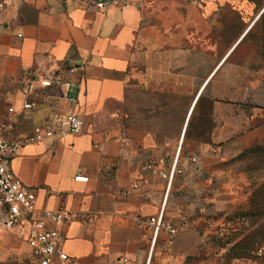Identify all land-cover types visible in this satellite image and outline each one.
Instances as JSON below:
<instances>
[{
	"label": "crops",
	"instance_id": "0c3cea01",
	"mask_svg": "<svg viewBox=\"0 0 264 264\" xmlns=\"http://www.w3.org/2000/svg\"><path fill=\"white\" fill-rule=\"evenodd\" d=\"M263 13L264 0H121L106 13L86 0H12L0 13V119L14 109L16 136L53 111L84 121L11 160L38 207L71 214L48 223L70 264L234 262L215 216L246 182L233 159L264 107ZM46 71L63 86L41 87ZM160 214L171 244L166 231L153 240ZM26 231L0 230V241L35 264Z\"/></svg>",
	"mask_w": 264,
	"mask_h": 264
},
{
	"label": "built area",
	"instance_id": "2783aa9c",
	"mask_svg": "<svg viewBox=\"0 0 264 264\" xmlns=\"http://www.w3.org/2000/svg\"><path fill=\"white\" fill-rule=\"evenodd\" d=\"M21 2L23 0H17ZM95 9L101 12H108L119 7L121 0H86ZM12 0H0V13H2ZM41 87L51 88L61 87L63 82L55 73L46 71L38 77ZM34 103L26 102L23 110H30ZM14 109H7V114L0 119V230L14 232L17 229L26 227L24 241L30 249L31 258L35 264H70V257L63 251V234L55 228H49L48 223L68 224L71 214L60 208L50 210L38 207L37 191L27 188L15 175L11 168V160L19 150L26 145L42 142L46 139H62L67 134L79 133L84 127L83 119L77 114L62 115L53 111L47 118L43 126H36L23 136L14 134ZM180 171H172L162 177L168 180L166 191H169L173 176ZM77 180L85 181L86 178L77 176ZM132 188H137L133 184ZM129 192H126L128 195ZM244 222H242L243 224ZM149 225L153 230V240L156 239L160 231H166L169 236V244L176 234V229L163 220L162 214L149 219ZM219 239L223 247L227 248L224 233L219 234ZM264 254V243L255 251V257ZM226 264V261L221 262ZM232 264H256L254 259L234 260Z\"/></svg>",
	"mask_w": 264,
	"mask_h": 264
},
{
	"label": "rangeland",
	"instance_id": "374dc122",
	"mask_svg": "<svg viewBox=\"0 0 264 264\" xmlns=\"http://www.w3.org/2000/svg\"><path fill=\"white\" fill-rule=\"evenodd\" d=\"M263 30L264 25L261 32ZM262 68L264 75V61ZM260 109L253 123L254 142L243 149L252 146H257V148L247 152L241 162L233 159V162L239 165V177L245 179L246 182H240L238 195L233 198V204L228 213L215 216V219L222 224V226L220 223L217 224V228L223 231L225 242L228 244L227 248L243 241V247L246 248L243 251L254 259L256 264H263L264 261V254L259 258L254 256L256 244L264 237V187L261 194L259 196L257 194L264 183V107ZM254 191L257 192L255 197L254 194L252 195ZM217 242L222 246L219 240ZM5 248L6 246L0 241V264H29L25 256L17 257L11 251H5ZM239 250L242 252L240 247Z\"/></svg>",
	"mask_w": 264,
	"mask_h": 264
},
{
	"label": "trees",
	"instance_id": "16d2710c",
	"mask_svg": "<svg viewBox=\"0 0 264 264\" xmlns=\"http://www.w3.org/2000/svg\"><path fill=\"white\" fill-rule=\"evenodd\" d=\"M260 23H262L263 25H264V13H263V15H262V17H261V22ZM259 23V24H260ZM262 25V26H263ZM260 25H258V27H259ZM258 29V28H257ZM256 29V30H257ZM259 32V34H260V37H261V46H260V48L258 49V55H259V57H261V61H260V66H261V68H262V64H263V61H264V30L261 32V31H258ZM258 32H256V34L258 35ZM262 70H263V68H262ZM252 148V149H251ZM257 148V146H252V147H250V148H248V149H243V151L242 152H240L237 156H236V158L235 159H237L238 161H242V158L244 157V155L247 153V152H249L250 150H253V149H256ZM263 187H264V183H263V185L261 186V188H260V191H258V193L256 192V191H254L253 193H252V195L254 194V197H255V195H257L258 194V196H259V194H261V190H263ZM257 193V194H256ZM255 207V206H254ZM243 241H239V242H237L235 245H233L232 247H229V248H227L226 249V252H225V259H227V260H243V259H250V257H249V255H246L247 253H245L243 250H246V248L245 247H243V243H242ZM264 243V237H262V239H261V241H259L255 246V249H254V251H256L262 244ZM242 246V247H241ZM239 247H240V249H241V251L242 252H240V250H239ZM263 264H264V261H263Z\"/></svg>",
	"mask_w": 264,
	"mask_h": 264
}]
</instances>
